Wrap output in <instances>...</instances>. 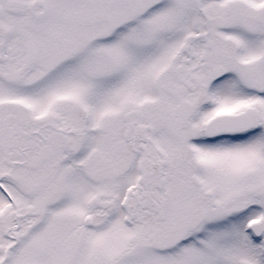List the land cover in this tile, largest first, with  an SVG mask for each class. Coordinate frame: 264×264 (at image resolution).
<instances>
[{
	"label": "snow or ice",
	"instance_id": "obj_1",
	"mask_svg": "<svg viewBox=\"0 0 264 264\" xmlns=\"http://www.w3.org/2000/svg\"><path fill=\"white\" fill-rule=\"evenodd\" d=\"M0 264H264V0H0Z\"/></svg>",
	"mask_w": 264,
	"mask_h": 264
}]
</instances>
